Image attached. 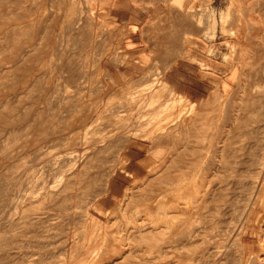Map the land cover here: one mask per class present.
Masks as SVG:
<instances>
[{"label": "rangeland", "instance_id": "rangeland-1", "mask_svg": "<svg viewBox=\"0 0 264 264\" xmlns=\"http://www.w3.org/2000/svg\"><path fill=\"white\" fill-rule=\"evenodd\" d=\"M263 238L264 0H0V264H264Z\"/></svg>", "mask_w": 264, "mask_h": 264}, {"label": "bare ground", "instance_id": "bare-ground-1", "mask_svg": "<svg viewBox=\"0 0 264 264\" xmlns=\"http://www.w3.org/2000/svg\"><path fill=\"white\" fill-rule=\"evenodd\" d=\"M243 64V63H242ZM248 66V65H247ZM157 83V82H156ZM237 84V83H236ZM233 90H235V89H233ZM156 91V90H155ZM155 91H154V93H155ZM158 91V90H157ZM163 93H164V90H163ZM156 94H157V92H156ZM156 94H154L155 96H156ZM245 96V95H244ZM153 97V96H152ZM161 97V96H160ZM231 97V96H230ZM153 98H155V97H153ZM176 98V97H175ZM151 99V98H150ZM182 100V99H181ZM158 101V100H157ZM149 102V101H148ZM150 102H152V101H150ZM174 102V101H173ZM131 103V102H130ZM181 103V102H180ZM134 104V103H133ZM130 106L132 105V103L131 104H129ZM154 105V104H153ZM173 105V104H172ZM121 106V105H120ZM166 107H167V104H166ZM172 107V106H171ZM179 107V106H178ZM171 109V108H170ZM192 109V108H191ZM194 109V108H193ZM169 110V109H168ZM173 110V109H172ZM165 111V110H164ZM168 112V111H167ZM192 112V111H191ZM223 112V111H222ZM163 113V112H162ZM224 113V112H223ZM181 114V113H180ZM225 114V113H224ZM162 115V114H161ZM160 116V115H159ZM188 116V115H187ZM180 117V116H179ZM237 118V117H236ZM145 119V118H144ZM169 120V119H168ZM167 120V121H168ZM166 121V120H165ZM164 121V122H165ZM173 123V122H172ZM197 123V122H196ZM160 124H163V122L162 123H160ZM159 124V125H160ZM172 125V124H171ZM158 126V125H157ZM154 130V129H153ZM161 132V131H160ZM163 133V132H162ZM156 135V134H155ZM134 137V136H133ZM152 138V137H151ZM144 139H145V137H144ZM152 141V140H151ZM187 143V142H186ZM41 149V148H40ZM190 149V148H189ZM84 152V151H83ZM181 152V151H180ZM174 157V156H173ZM221 158V157H220ZM173 161V160H172ZM80 169V168H79ZM78 169V170H79ZM62 172V171H61ZM77 173V172H76ZM60 176V175H59ZM71 178V177H70ZM39 179V178H38ZM41 179V178H40ZM39 179V180H40ZM36 183V182H35ZM38 183V182H37ZM206 183V182H205ZM203 186V185H202ZM35 188V187H34ZM37 188V187H36ZM42 190V189H41ZM40 192V191H39ZM66 192V191H65ZM203 193V192H202ZM38 194V193H37ZM37 194H36V196H37ZM204 194V193H203ZM31 195V194H30ZM199 195H200V193H199ZM30 197V196H29ZM28 197V198H29ZM33 197V196H32ZM255 198V197H254ZM165 200V199H164ZM184 201V200H183ZM192 201V200H191ZM187 202V201H186ZM178 203V202H177ZM189 203V202H188ZM156 204V203H155ZM186 204V203H185ZM32 205V204H31ZM58 205V204H57ZM189 204H187V206H188ZM195 205V204H194ZM23 206V205H22ZM33 206V205H32ZM124 207V206H123ZM132 207V206H131ZM176 207V206H175ZM190 207V206H189ZM192 208H193V206H192ZM34 209H35V206H34ZM124 209V208H123ZM187 209V208H186ZM185 209V210H186ZM26 210V209H25ZM127 210V209H126ZM23 211V210H22ZM182 211V210H181ZM122 212V211H121ZM189 212V211H188ZM187 212V213H188ZM247 212V211H246ZM190 213V212H189ZM130 214H132V213H130ZM136 214V213H135ZM175 215V214H174ZM107 216V215H106ZM167 216V215H166ZM176 216V215H175ZM185 216V215H184ZM245 216V215H244ZM161 217V216H160ZM150 218V217H149ZM148 218V219H149ZM28 219V218H27ZM143 219V218H142ZM151 219V218H150ZM166 219V218H165ZM171 219H173V218H171ZM156 220V221H155ZM155 220H153V221H151V224H152V226H155L156 224H158L159 223V218H156ZM161 220V219H160ZM199 220V219H198ZM127 221H130V220H127ZM145 221V220H144ZM242 221V220H241ZM115 222V221H114ZM150 222V221H149ZM165 222V221H164ZM163 222V223H164ZM168 222V221H167ZM172 222V221H171ZM161 223V222H160ZM195 223V222H194ZM199 223V222H198ZM256 223V222H255ZM105 224V223H104ZM164 224H166V223H164ZM105 225H107V224H105ZM140 225V224H139ZM159 225V224H158ZM157 225V226H158ZM115 226V225H114ZM167 227V226H166ZM239 227V226H238ZM114 228V227H113ZM119 228V227H118ZM126 228H128V227H126ZM130 228V227H129ZM142 228V227H141ZM165 228V227H164ZM169 229V228H168ZM206 230V229H205ZM208 230V229H207ZM111 231H112V229H111ZM117 231V230H116ZM134 231V230H133ZM164 231V230H163ZM82 233V232H81ZM119 233V232H118ZM152 233V232H151ZM130 234V233H129ZM76 235H78V234H76ZM116 235V234H115ZM137 235V234H136ZM148 235V234H147ZM160 236V234H158V233H156L155 232V230H154V233L152 234V236ZM162 235V234H161ZM165 235V234H164ZM263 235V234H262ZM8 236V235H7ZM105 236V235H104ZM108 236V235H107ZM153 236V237H154ZM127 237V236H126ZM73 238V237H72ZM135 238V237H134ZM155 238V237H154ZM73 239H76V238H73ZM103 239H105V238H103ZM114 239H116V238H114ZM129 239H131V238H129ZM145 239V238H144ZM158 239V238H157ZM157 239H155V240H157ZM160 239V238H159ZM261 239V238H260ZM264 239V238H263ZM74 241V240H73ZM139 241V240H138ZM132 242V241H131ZM118 243V242H117ZM197 243V242H196ZM115 244V243H114ZM119 245V244H118ZM192 245V244H191ZM120 246H122V245H120ZM262 246L264 247V242H262ZM102 247H103V243H102ZM102 247H101V249L100 250H102ZM120 248H122V247H120ZM177 249V248H176ZM172 250V249H171ZM164 251V250H163ZM154 252V251H153ZM101 253V252H100ZM122 253V252H121ZM129 254V253H128ZM165 254H167V253H165ZM112 255V254H111ZM130 255V254H129ZM140 255V254H139ZM141 255H142V253H141ZM71 256V255H70ZM98 256V255H97ZM134 256V255H133ZM165 256V255H164ZM72 257V256H71ZM253 258V257H252ZM161 259H163V258H161ZM262 259V258H261ZM62 260V259H61ZM114 260V259H113ZM59 261V260H58ZM101 261V260H100ZM104 261V260H103ZM118 261V260H117ZM143 261V260H142ZM157 261V260H156ZM94 262V261H93ZM96 262V261H95ZM95 262H94V264H95ZM102 262V261H101ZM176 262V261H175ZM121 263V262H120ZM120 263H118V264H120ZM156 263V262H155ZM125 264V263H124ZM151 264V263H150Z\"/></svg>", "mask_w": 264, "mask_h": 264}]
</instances>
